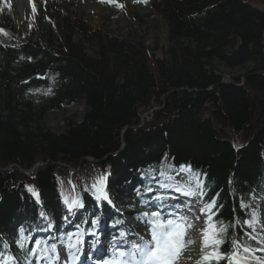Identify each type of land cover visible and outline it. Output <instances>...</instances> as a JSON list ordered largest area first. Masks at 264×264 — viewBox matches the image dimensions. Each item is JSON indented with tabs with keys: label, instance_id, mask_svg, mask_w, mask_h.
<instances>
[{
	"label": "trees",
	"instance_id": "16d2710c",
	"mask_svg": "<svg viewBox=\"0 0 264 264\" xmlns=\"http://www.w3.org/2000/svg\"><path fill=\"white\" fill-rule=\"evenodd\" d=\"M144 1L163 24L164 47L93 25L69 0L39 3L28 22L16 0H0V241L22 263L30 247H16L20 230L34 238L51 222L63 234L65 196L79 197L89 217L91 186L104 176L119 205L139 210L159 172L180 165L199 173L207 203L218 196L213 222L227 227L220 251L230 254L233 239L258 246L245 222L248 205L264 201V9L253 0ZM81 101L88 110L67 118L66 131L46 127L47 115Z\"/></svg>",
	"mask_w": 264,
	"mask_h": 264
},
{
	"label": "snow or ice",
	"instance_id": "6c2138e0",
	"mask_svg": "<svg viewBox=\"0 0 264 264\" xmlns=\"http://www.w3.org/2000/svg\"><path fill=\"white\" fill-rule=\"evenodd\" d=\"M110 3L113 0H109ZM10 7V5H9ZM122 7V5H121ZM33 11L35 7L33 6ZM0 33L7 35L4 29H0ZM49 91H51L49 89ZM171 173H175L172 175ZM181 173H188V178L177 180V177ZM160 181H158V187L166 191H175L176 193L187 197H197L203 199L206 195L203 188V182L199 179V173H192L190 165H180L179 171L175 167H170L167 172L161 170L159 172ZM156 179L155 176L151 177ZM106 177L101 176L91 186L92 194L96 201L109 202V197L105 189ZM28 190L34 197L39 198V193L32 186H27ZM88 190L87 188L85 189ZM147 192L152 193L153 188L146 189ZM217 197H213L204 208L201 209V213L207 216L206 225L201 229V235L203 237L202 255L195 264H220L221 261H225L226 264H264V259L257 256L256 253H264V238H257L247 235L248 241H255L258 245L256 248H252L247 244L233 239L231 241L233 247L231 254L220 251L221 246L226 242L227 227L213 222L211 215L212 211L216 208ZM163 196L156 195L152 197L153 201H163ZM64 203L67 209L71 212L74 209L83 208L84 205L79 197L69 198L64 197ZM173 207L172 211H167L162 204L157 206V211L149 213H141L143 216V223L150 228V238L137 236L134 241L126 242L123 245H117L114 253L109 259L104 260L103 264H176L181 258L182 253L192 241L185 242L184 237L186 235V229L192 225L187 222V217L181 215L179 212V204ZM247 205H242V209H246ZM43 219H47L44 213L40 214ZM251 216L250 221H246L247 227H252V221L257 220L255 213L249 214ZM168 218L165 219L164 217ZM95 227L96 221L92 222ZM53 227L49 222L48 228L45 231L50 230ZM93 235L95 233H92ZM74 235V234H69ZM121 237L126 234L121 233ZM3 244L4 252H0V264H17V259L14 255L8 253L10 245L6 242L0 241ZM26 243H31V247L28 250V256L32 259L25 257L24 264H58L60 259V250H58L55 243L49 244L47 240L32 239L31 235H26L24 229L20 230L19 238L15 241L16 247L22 251L26 247ZM77 244L79 240L77 239ZM76 245L69 244L67 248L70 250ZM64 264H68L67 260Z\"/></svg>",
	"mask_w": 264,
	"mask_h": 264
},
{
	"label": "rangeland",
	"instance_id": "374dc122",
	"mask_svg": "<svg viewBox=\"0 0 264 264\" xmlns=\"http://www.w3.org/2000/svg\"><path fill=\"white\" fill-rule=\"evenodd\" d=\"M45 0H26L24 2L23 7L20 9L19 2L20 0H16V12L17 17L19 19H22L24 22H28L32 19L33 13V6L36 7L39 3L44 2ZM71 1L73 5L74 11L84 12L85 15L89 18L91 23L96 26H100L104 24L105 28H109L112 33L116 36H128L130 33L132 36L142 37L145 36L149 45L151 47H155L156 41H158L160 47L166 46L165 41V29L163 27V24L155 14L145 3L144 0H113L112 3L109 2V0H69ZM261 0H253L252 5L264 9V4L259 2ZM125 7L127 6L128 9H130L134 14L136 13L138 16L142 17L145 20V24L143 26H139L136 22L133 20L128 19L125 13L123 11H119L118 7ZM124 9V8H122ZM156 53L160 55V52ZM223 75L226 77L231 78L232 73L221 69ZM243 71H236L234 74H242ZM88 108L84 101H81L74 106L70 107L67 111H65L62 114H49L46 116L45 119V125L50 130L54 131L55 133H62L67 130V118L75 115L78 120L82 119L84 114L87 112ZM148 113V112H147ZM145 114L146 120H150L151 117L154 115V112L151 114ZM204 117H209V114L205 112ZM216 128H219L217 124H215ZM228 139L234 141L236 146H241L240 138L233 136L232 134L228 133L226 135ZM35 170V168L28 171V173H31ZM193 173V172H192ZM188 174V173H185ZM184 173L180 174L179 177H177V180H180L181 178L186 177ZM195 174V173H193ZM188 178V177H187ZM170 199V198H166ZM256 199L255 201L251 202L248 207L251 211V213H255L257 215V220L252 221V231L260 236L258 226V220L260 219L261 224L263 225L264 229V204H262L264 201L261 202V206L259 207L256 205ZM126 211V209H124ZM123 212V211H122ZM201 211L199 212V214ZM123 218L124 221L121 222V233L129 234L133 233V235L144 237L145 239L150 238V229L148 227H145L143 225H139L132 221L129 212H123ZM127 214V215H126ZM198 213L196 216L199 215ZM202 214V213H201ZM212 215V213H211ZM167 219L168 217L165 216ZM198 218V217H197ZM193 220V224L191 227L187 228L186 231L189 232L191 237L188 239V234L185 235L184 240L192 241L191 244L187 246V248L182 253L181 258L176 262V264H195L197 261V258L200 253H202V244H203V237L200 236L201 233L200 230L203 229L206 225L207 216L203 215V217ZM104 220L99 218V220L96 222L97 226L101 224ZM127 224V225H126ZM114 233L115 230H112ZM79 235H82L80 230L74 235V243L77 242V238ZM87 235H92L91 233H88ZM111 246L113 245L110 244ZM64 248H59L58 250L62 251ZM74 248H71L70 250L66 248V251L72 252Z\"/></svg>",
	"mask_w": 264,
	"mask_h": 264
},
{
	"label": "bare ground",
	"instance_id": "6f19581e",
	"mask_svg": "<svg viewBox=\"0 0 264 264\" xmlns=\"http://www.w3.org/2000/svg\"><path fill=\"white\" fill-rule=\"evenodd\" d=\"M25 1L26 0H20L19 2L20 9L23 7ZM231 81L232 79L230 77L226 79V77L223 75V81H222L223 83L231 82ZM151 110L152 112L155 113L156 108L154 107ZM191 236L192 235L188 234V237H191ZM109 239L110 238L108 234L105 233L103 237L101 238L100 242L93 249H91V241L88 240L87 237L82 238L81 248L76 251V255L73 259V261H75L76 258H79L78 260H76L75 264H91V261L89 260L88 255L86 254L90 252L92 253L94 259L97 260L100 257V255L102 256L101 251L103 249L102 248L103 243L109 241ZM126 241L128 242V238Z\"/></svg>",
	"mask_w": 264,
	"mask_h": 264
},
{
	"label": "water",
	"instance_id": "95a60500",
	"mask_svg": "<svg viewBox=\"0 0 264 264\" xmlns=\"http://www.w3.org/2000/svg\"><path fill=\"white\" fill-rule=\"evenodd\" d=\"M242 84H243V82L241 84H239V85H242ZM151 113H153L152 110L150 112H148L147 114H151Z\"/></svg>",
	"mask_w": 264,
	"mask_h": 264
}]
</instances>
